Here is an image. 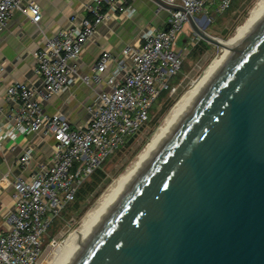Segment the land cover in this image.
Segmentation results:
<instances>
[{"label": "water", "instance_id": "obj_1", "mask_svg": "<svg viewBox=\"0 0 264 264\" xmlns=\"http://www.w3.org/2000/svg\"><path fill=\"white\" fill-rule=\"evenodd\" d=\"M230 50L69 264H264V13Z\"/></svg>", "mask_w": 264, "mask_h": 264}, {"label": "built area", "instance_id": "obj_2", "mask_svg": "<svg viewBox=\"0 0 264 264\" xmlns=\"http://www.w3.org/2000/svg\"><path fill=\"white\" fill-rule=\"evenodd\" d=\"M162 1L183 10H168L167 31L142 33L117 59L103 50L90 72L83 73L79 59L98 27L112 16L133 14L130 7L113 0H91L84 5L87 15L72 14L34 52L40 87L23 82L7 87L6 99L14 111L10 121L0 124V148L7 140L29 134L40 140L51 138L54 144L49 161L37 173L12 185V207L5 217V232L0 234V264H37L46 233L74 202L83 182L149 122L153 105L181 72L187 50L178 48L177 40L183 27L189 26L187 16L196 24L206 9L222 15L232 4V0ZM18 10L31 23L40 22L41 11L34 2L0 0V33ZM198 40L192 37L189 46ZM77 82L94 92L84 122L71 125L64 110L44 113L45 103ZM30 159L31 149H27L17 164L24 167Z\"/></svg>", "mask_w": 264, "mask_h": 264}, {"label": "crops", "instance_id": "obj_3", "mask_svg": "<svg viewBox=\"0 0 264 264\" xmlns=\"http://www.w3.org/2000/svg\"><path fill=\"white\" fill-rule=\"evenodd\" d=\"M37 4L41 11L40 22L35 25L21 11L13 13L6 28L0 33V124L12 118L14 106L6 99V89L13 82H23L40 87L35 73L34 52L43 48L47 39L66 25L74 13L87 15L84 5L91 0H27ZM133 10L130 17L112 16L98 27L92 41L86 46L79 59V69L89 73L103 50H108L114 58L128 44L137 43L141 34L148 30H162L168 21V10L157 6L152 0H113ZM204 13H213L212 8ZM198 22V19H197ZM196 22V23H197ZM182 32L177 47L186 50L192 31ZM101 87L96 88L99 90ZM94 98V92L77 82L66 93L52 97L43 106L44 113L51 115L66 111L71 125L87 119L86 108ZM53 140H40L37 135L19 136L13 141H5L0 148V234L5 232V217L12 207L13 183L27 179L38 172L41 165L50 159ZM27 149H31V159L24 167L17 162Z\"/></svg>", "mask_w": 264, "mask_h": 264}, {"label": "rangeland", "instance_id": "obj_4", "mask_svg": "<svg viewBox=\"0 0 264 264\" xmlns=\"http://www.w3.org/2000/svg\"><path fill=\"white\" fill-rule=\"evenodd\" d=\"M259 1L232 0L230 9L222 15L203 13L197 18L200 29L214 38L227 41L232 38L236 29L243 25L249 17L250 11ZM186 31V26H184L182 32ZM187 36L192 38L196 35L190 31ZM196 38L201 40L197 36ZM206 44L208 45L207 50L201 54L197 53L194 55L191 54L192 46H188L181 72L171 81V87L164 98L153 105L149 122L133 136L129 146L112 155L104 163L103 171L105 177L95 187L94 191L81 202L79 210L75 211L72 208L67 211L55 222L53 228L46 233L37 264H48L51 261L56 247L62 245L69 233L78 228L84 215L94 208L99 198L108 190L111 184L130 168L151 139L153 133L161 125L170 108L184 92L190 89L192 83L202 76L208 65L221 56L222 49L220 47L209 43Z\"/></svg>", "mask_w": 264, "mask_h": 264}, {"label": "bare ground", "instance_id": "obj_5", "mask_svg": "<svg viewBox=\"0 0 264 264\" xmlns=\"http://www.w3.org/2000/svg\"><path fill=\"white\" fill-rule=\"evenodd\" d=\"M263 13L264 0H260L250 11L249 17L245 20L243 25L236 29L232 38L227 41L220 40L226 47L221 48V56L214 59L208 65L202 76L196 82L192 83L190 89L184 92L170 108L161 125L153 133L151 139L137 156L130 168L111 184L108 190L99 198L94 208L90 209L84 215L78 228L69 233L62 245H57L58 247H56L53 252L51 261L48 264H69L79 248L91 239L127 189L160 150L169 134L190 110L218 70L231 57L232 52L230 49L242 42L247 29L258 20ZM196 25L200 28L198 22Z\"/></svg>", "mask_w": 264, "mask_h": 264}, {"label": "trees", "instance_id": "obj_6", "mask_svg": "<svg viewBox=\"0 0 264 264\" xmlns=\"http://www.w3.org/2000/svg\"><path fill=\"white\" fill-rule=\"evenodd\" d=\"M207 49H208V45L204 41L198 40V42L194 45V47L191 48V54H193V55L194 54H197V53L201 54V53H203ZM182 67H183V64H182ZM166 92H163L160 95V97L158 98V100L156 101V103L159 102L161 99L164 98V96L166 95ZM150 115H151V113H150ZM132 140H133V137L129 138V140L125 143L124 147L129 146V144L132 142ZM119 151H117V152H119ZM103 165H102V167L99 170H97L93 175H91L87 180H85L83 182V184L81 185V187L79 188V190H78V192L76 194V197H75L74 202L68 206V208L61 214V216L63 214H66L67 211H69L72 208L75 211H78L79 210V207H80L81 202H83V200H85V198L94 191L95 187L105 177V173L103 171ZM55 222L53 223V225L50 227V229L48 231H50L53 228Z\"/></svg>", "mask_w": 264, "mask_h": 264}]
</instances>
